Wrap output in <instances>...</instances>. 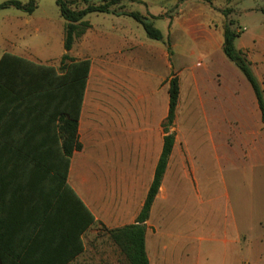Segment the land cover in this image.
I'll return each instance as SVG.
<instances>
[{"label": "crops", "instance_id": "crops-1", "mask_svg": "<svg viewBox=\"0 0 264 264\" xmlns=\"http://www.w3.org/2000/svg\"><path fill=\"white\" fill-rule=\"evenodd\" d=\"M35 2L30 13L14 7L0 15V56L54 66L64 53L89 59L81 148L70 156L66 180L93 220L80 232L69 210L39 191L40 179L49 185V146L46 129L29 114L26 125L13 124L0 138V150L27 151L0 160L12 189L0 201L3 252L15 260L7 264H129L104 227L136 221L166 134L173 144L143 221L148 264H264V201L252 185L260 180L264 194V123L250 83L222 48L224 10L232 8L239 22L264 0H133L153 26L162 23L155 26L161 39L128 15L90 12L68 50L58 8L49 14ZM173 75L179 93L165 130ZM239 177L250 183L241 192L233 185ZM24 181L27 194L20 195Z\"/></svg>", "mask_w": 264, "mask_h": 264}, {"label": "trees", "instance_id": "trees-1", "mask_svg": "<svg viewBox=\"0 0 264 264\" xmlns=\"http://www.w3.org/2000/svg\"><path fill=\"white\" fill-rule=\"evenodd\" d=\"M121 1L133 0H98V2L88 0H55L58 11L63 17L64 24V48L68 50L74 37L80 35L89 26L84 16L90 12H111L122 13L132 17L139 22L146 35L152 39H161L162 35L158 28L153 26L147 15L137 11H118L112 6H116ZM83 4L82 7L76 5ZM35 0H3L0 2V9L15 7L27 13L32 12L36 7ZM75 5L74 8L71 6ZM233 23L229 20L224 24V37L222 48L227 56L244 74L250 83L255 94L260 110L261 120L264 123V97L262 88L250 67V62L244 51L234 45V39L242 31L230 28ZM89 59H71L66 53L62 54L60 65L57 67L49 64H40L29 59L4 52L0 56V138L7 136L6 128L14 124H24L28 122V115L34 114L32 124H36L46 129L47 150L46 157L50 161L49 167H45L48 172V187L45 181L40 179L41 188L39 191H50L51 199H54L58 209L69 210L68 218L74 224H78L81 232L93 220L91 213L87 210L82 201L67 183V170L70 156L74 150H79L81 144L77 136V123L82 104L85 84L89 72ZM168 112L163 121V128L171 124L174 110L177 104L179 93V82L176 75L168 80ZM43 136V135H42ZM173 144V137L166 134L163 138V145L160 157L155 167L154 176L149 186L144 203L136 217L134 223L126 224L115 228H105L104 232L108 238L119 248L124 258L129 264H148L144 246V224L148 217L150 206L159 188L163 172L167 163V158ZM18 145V144H16ZM21 145V144H20ZM27 151L25 149L0 150V160L3 156L17 155L23 157ZM42 152V158L44 157ZM27 181L16 189L20 195H26ZM11 182L1 178L0 170V201L3 193L12 191ZM27 205L26 203H24ZM3 213H0V223ZM20 217L27 219L26 212H22ZM1 227V225H0ZM16 232V231H14ZM30 231V239L33 236ZM6 250V249H5ZM1 244L0 234V264H7L8 259L14 260L12 256L5 255ZM15 257V256H14ZM15 261V260H14ZM20 264V263H17Z\"/></svg>", "mask_w": 264, "mask_h": 264}, {"label": "rangeland", "instance_id": "rangeland-1", "mask_svg": "<svg viewBox=\"0 0 264 264\" xmlns=\"http://www.w3.org/2000/svg\"><path fill=\"white\" fill-rule=\"evenodd\" d=\"M1 1L3 0H0V2ZM92 1L98 2V0H88V2H92ZM40 5H41L40 8L49 14L51 13L55 14L57 11V6L54 0H40ZM76 6L79 8V7H82L83 4L78 3ZM71 7L74 8L75 5H72ZM139 7L140 5L134 2H130V1H121L116 6H112V8L118 10L119 12L120 11H137L134 9H138ZM9 9L14 10V7L10 6L8 8L0 9V15L1 16L4 15L5 13L8 12ZM254 9L255 11L253 10L252 12L239 15L238 16L239 22H237L235 20L236 15H234V13L231 12L232 8L230 9L226 8L224 10L225 23H227L229 20H232L233 23L230 25V28L236 31H242L240 33L241 35L234 39L236 45H239L241 43L251 44V47L249 49H246L247 52L244 51V53L248 60H249L248 57L250 56V60H249L250 67L252 65L251 67L252 72L254 73L255 77L257 78L262 88V94L264 97V22H263L264 21L263 20L264 19V5L255 6ZM140 14H143V13H140ZM158 24L159 25L156 24L155 26L163 29L162 23L160 21L158 22ZM55 66L57 67L58 65H55ZM208 184H212V183L209 181ZM249 184L250 183L248 182L241 181L240 177H239V180L233 182L234 188H236L235 190L239 189L240 192L243 191L244 189L246 190ZM252 185L258 194L257 195L258 200L262 204V202L264 201L262 200V198H264V194L261 196L263 186L261 187L260 180H258L257 183L254 181Z\"/></svg>", "mask_w": 264, "mask_h": 264}]
</instances>
